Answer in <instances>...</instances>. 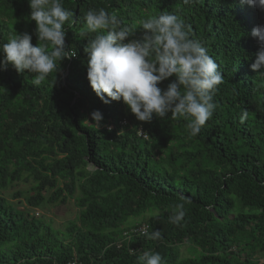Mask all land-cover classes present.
Wrapping results in <instances>:
<instances>
[{
    "label": "trees",
    "instance_id": "16d2710c",
    "mask_svg": "<svg viewBox=\"0 0 264 264\" xmlns=\"http://www.w3.org/2000/svg\"><path fill=\"white\" fill-rule=\"evenodd\" d=\"M62 3L73 13L65 23L73 57L38 86L32 73L0 69V264H138L131 249L159 252L165 264H264V76L250 69L259 47L250 33L264 24V12L239 0ZM90 8L114 12L124 25L161 12L183 19L224 77L197 136L183 117L144 123L122 101L99 100L84 52L95 34L80 35ZM24 32L40 43L28 0H0V44ZM96 110L99 129L91 121ZM19 182L29 186L11 199L22 198L23 210L3 196ZM68 200L78 213L62 231L28 210ZM177 203L186 214L173 224ZM143 225L163 239L136 231Z\"/></svg>",
    "mask_w": 264,
    "mask_h": 264
},
{
    "label": "clouds",
    "instance_id": "9594fccd",
    "mask_svg": "<svg viewBox=\"0 0 264 264\" xmlns=\"http://www.w3.org/2000/svg\"><path fill=\"white\" fill-rule=\"evenodd\" d=\"M239 3L264 12V0H239ZM28 5L40 43L33 45V36L27 32L10 36L6 43L0 44V69L6 70L11 65L18 73H32V83L38 86L59 71L58 61L73 57L65 44V23L73 13L63 6L62 0H28ZM83 21L80 35L95 34L84 47L86 78L102 103L122 101L136 120L144 123L169 114L173 118L183 117L188 121L190 136L201 132L217 107L214 96L224 77L207 49L198 39L190 37L183 19L161 12L138 24L124 25L114 12L90 8ZM137 30H142L140 39L133 38ZM250 36L259 46L250 69L264 76V24L255 26ZM169 80L166 88L159 86ZM247 116V111H243L241 121ZM91 121L99 129L102 113L93 111ZM185 214L184 203H177L169 221L180 224ZM144 235L151 240L163 239L158 229ZM130 251L137 255L138 264H165L159 252ZM66 264L78 263L74 259Z\"/></svg>",
    "mask_w": 264,
    "mask_h": 264
},
{
    "label": "rangeland",
    "instance_id": "374dc122",
    "mask_svg": "<svg viewBox=\"0 0 264 264\" xmlns=\"http://www.w3.org/2000/svg\"><path fill=\"white\" fill-rule=\"evenodd\" d=\"M143 139L147 140V136L146 138H143ZM28 186H29L28 184H23L22 182H19V184H15L14 186H11L8 189H6V192L4 193L3 196L10 202L20 201L21 204H18V208L23 210L25 209L23 205V199L22 198L11 199V195L15 193L16 191L26 190ZM28 210L32 212L34 215H36L37 217H41L44 220H50L52 227L54 229L61 230V231L64 230L67 222L70 220H73L77 216V213H78V210L76 206L74 205L73 200H68L63 205L45 204L42 208L28 209ZM139 221H140V218L137 220V222ZM181 253L182 255H186L183 248L181 249Z\"/></svg>",
    "mask_w": 264,
    "mask_h": 264
},
{
    "label": "built area",
    "instance_id": "2783aa9c",
    "mask_svg": "<svg viewBox=\"0 0 264 264\" xmlns=\"http://www.w3.org/2000/svg\"><path fill=\"white\" fill-rule=\"evenodd\" d=\"M138 134H139V136H141L143 138H146V136H147V134L145 135V132L142 129L138 130ZM146 229H147V226L143 225V226L139 227L138 229H136V231H139L141 233H145ZM261 262H264V260H261Z\"/></svg>",
    "mask_w": 264,
    "mask_h": 264
}]
</instances>
